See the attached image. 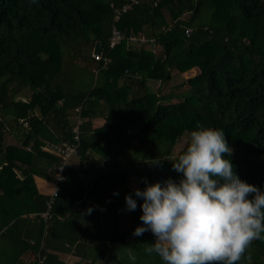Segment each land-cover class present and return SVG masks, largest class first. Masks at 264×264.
<instances>
[{
  "label": "trees",
  "instance_id": "16d2710c",
  "mask_svg": "<svg viewBox=\"0 0 264 264\" xmlns=\"http://www.w3.org/2000/svg\"><path fill=\"white\" fill-rule=\"evenodd\" d=\"M128 1L0 0V236L13 242L12 264L43 236L46 264H63L55 252L84 264H163L146 251L151 231L133 235L135 189L179 181L171 160L197 125L223 130L234 171L264 192V0H138L114 21ZM113 25L123 39L111 47ZM76 114L78 165L63 167L45 222L49 194L33 175L53 177L58 158L40 145L71 141ZM239 264H264V238Z\"/></svg>",
  "mask_w": 264,
  "mask_h": 264
},
{
  "label": "clouds",
  "instance_id": "9594fccd",
  "mask_svg": "<svg viewBox=\"0 0 264 264\" xmlns=\"http://www.w3.org/2000/svg\"><path fill=\"white\" fill-rule=\"evenodd\" d=\"M232 151L223 130L197 125L171 160L179 181L135 189L143 202L133 235L151 231L155 242L146 251L163 264H239L251 243L264 238V192L239 178ZM125 201L136 209L132 195ZM129 257L136 259L131 251Z\"/></svg>",
  "mask_w": 264,
  "mask_h": 264
},
{
  "label": "built area",
  "instance_id": "2783aa9c",
  "mask_svg": "<svg viewBox=\"0 0 264 264\" xmlns=\"http://www.w3.org/2000/svg\"><path fill=\"white\" fill-rule=\"evenodd\" d=\"M137 1L138 0H129L127 3L122 4L120 8L116 9L114 14V21L117 22L120 14L126 11L132 4L136 3ZM185 32L188 34L190 32V29L186 28ZM122 39H123V34L116 28L115 25H113L109 40V46L113 47L116 44H119ZM127 40L135 44H141L146 41V39L143 36H135V35H130L129 37H127ZM93 57L97 61H102L103 65L109 62V57L102 56L101 52L99 53L93 52ZM76 110L78 111V108H76ZM75 121L76 122L72 127L73 137L71 141H65L60 144H57L44 140L43 143L40 145L41 149L58 158V164L54 171L55 176L53 180V187L49 192V197L46 202V209L40 214L45 222L49 217V210L53 203L54 197L57 195L58 184L60 181L64 179L62 175L63 167L66 165L68 160L77 153V147L79 144L78 126L79 123L81 122L79 114H76ZM23 126H28V122L23 121ZM43 238L39 249L37 250V252H35L33 260L29 264H46V252L43 248Z\"/></svg>",
  "mask_w": 264,
  "mask_h": 264
},
{
  "label": "crops",
  "instance_id": "0c3cea01",
  "mask_svg": "<svg viewBox=\"0 0 264 264\" xmlns=\"http://www.w3.org/2000/svg\"><path fill=\"white\" fill-rule=\"evenodd\" d=\"M145 43V42H144ZM143 44V43H141ZM140 45V44H139ZM137 45V47H140ZM104 122V119L101 116L94 117L92 120V124L94 127L101 126ZM5 141L6 143H17V141L13 138V136L9 133H6L5 135ZM78 156L73 155L69 160L68 164L76 167L78 165ZM54 174V173H53ZM53 180L54 176L52 177V173L49 171L47 172L46 176L43 175H33V181L35 184V187L38 192L41 194L48 195L53 187ZM28 218L32 220L34 217L33 213H29ZM28 224H26L25 227H27ZM20 230V229H19ZM14 245L11 239L6 235L0 236V264H12L16 256L14 254ZM34 252L31 250L25 251L18 259L19 264H29L34 257ZM57 255V260H60L63 262V264H84V261L81 260L78 256H76L73 252H55ZM55 261V260H53ZM93 264H102L100 261H97Z\"/></svg>",
  "mask_w": 264,
  "mask_h": 264
},
{
  "label": "rangeland",
  "instance_id": "374dc122",
  "mask_svg": "<svg viewBox=\"0 0 264 264\" xmlns=\"http://www.w3.org/2000/svg\"><path fill=\"white\" fill-rule=\"evenodd\" d=\"M193 71H194V70H193ZM193 71L191 70V71H189L188 73L183 74V75L185 76V75H188V74H192ZM178 78H179V76H177L176 79H178ZM186 139H187L186 137H183V139H181V141L178 143V145H177V147H176V149H175V152H178V151L183 147V145L186 143ZM54 176H55V174H54ZM131 185L134 186V184H132V183H131Z\"/></svg>",
  "mask_w": 264,
  "mask_h": 264
},
{
  "label": "water",
  "instance_id": "95a60500",
  "mask_svg": "<svg viewBox=\"0 0 264 264\" xmlns=\"http://www.w3.org/2000/svg\"><path fill=\"white\" fill-rule=\"evenodd\" d=\"M101 43L100 42H96L95 46H94V49H93V52L94 53H99L101 51Z\"/></svg>",
  "mask_w": 264,
  "mask_h": 264
}]
</instances>
